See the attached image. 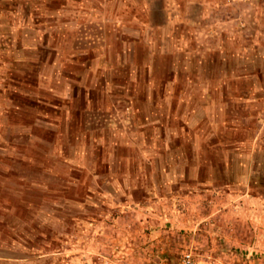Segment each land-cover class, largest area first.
<instances>
[{"label":"rangeland","instance_id":"obj_1","mask_svg":"<svg viewBox=\"0 0 264 264\" xmlns=\"http://www.w3.org/2000/svg\"><path fill=\"white\" fill-rule=\"evenodd\" d=\"M264 264V0H0V264Z\"/></svg>","mask_w":264,"mask_h":264},{"label":"built area","instance_id":"obj_2","mask_svg":"<svg viewBox=\"0 0 264 264\" xmlns=\"http://www.w3.org/2000/svg\"><path fill=\"white\" fill-rule=\"evenodd\" d=\"M183 264H190V257L187 255L183 260Z\"/></svg>","mask_w":264,"mask_h":264}]
</instances>
